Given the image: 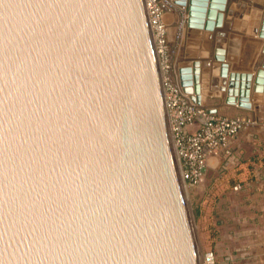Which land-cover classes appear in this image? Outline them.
<instances>
[{
  "label": "water",
  "instance_id": "obj_1",
  "mask_svg": "<svg viewBox=\"0 0 264 264\" xmlns=\"http://www.w3.org/2000/svg\"><path fill=\"white\" fill-rule=\"evenodd\" d=\"M167 123L143 0H0V264H200Z\"/></svg>",
  "mask_w": 264,
  "mask_h": 264
},
{
  "label": "crops",
  "instance_id": "obj_2",
  "mask_svg": "<svg viewBox=\"0 0 264 264\" xmlns=\"http://www.w3.org/2000/svg\"><path fill=\"white\" fill-rule=\"evenodd\" d=\"M241 1L238 3L243 6ZM227 2L207 1L206 18L216 24L211 53H198L196 48L193 52L179 44L181 58H173L169 75L180 90L188 92L195 85L192 63L198 62V94L190 95L193 101L184 94L188 101L213 114L225 115L221 113L225 111L226 116L239 115L246 120L223 152L206 156L203 181L194 188L198 194L195 205L200 220L209 225L210 237L215 241L216 264H264V91L253 92L256 70L264 71L260 69L264 60V10L241 13L231 7V15L226 18ZM253 8L259 10L255 5ZM235 15L237 24L226 32V20ZM216 49L221 51L217 56ZM188 55L193 57L189 65L179 66ZM239 75L251 77L250 109L239 108L235 103ZM261 87L264 89V82Z\"/></svg>",
  "mask_w": 264,
  "mask_h": 264
},
{
  "label": "built area",
  "instance_id": "obj_3",
  "mask_svg": "<svg viewBox=\"0 0 264 264\" xmlns=\"http://www.w3.org/2000/svg\"><path fill=\"white\" fill-rule=\"evenodd\" d=\"M155 52L160 63L163 103L167 114L172 144L181 175L190 187L203 181L206 156L223 152L230 139L246 120L243 116H222L208 112L188 101L169 75L166 26L158 0H143ZM213 252L203 255V264H214Z\"/></svg>",
  "mask_w": 264,
  "mask_h": 264
},
{
  "label": "rangeland",
  "instance_id": "obj_4",
  "mask_svg": "<svg viewBox=\"0 0 264 264\" xmlns=\"http://www.w3.org/2000/svg\"><path fill=\"white\" fill-rule=\"evenodd\" d=\"M161 11H162V17H163V21L164 24L166 26V38H167V48H168V60H169V68L172 67V63H173V58H181V54L178 53L177 50V46L180 44L184 49H195V52L198 53H207L210 54L211 53V49H212V43L214 41V36H211V39H203L202 38V33L197 34L195 32H192L190 30L187 29L186 27V21H187V17H188V7H189V0H158ZM239 0H228L227 4H226V9H225V16L226 18L231 15V7L234 11H238V12H250V13H254V12H261L264 10V1H258V0H242L241 3H243V6L239 5ZM253 5L259 7V10L256 11L253 8ZM243 7V8H242ZM236 16L235 15L232 19L226 20L225 22V26L224 29H227V31H231L232 27H234V25L237 24L236 22ZM214 34V32H213ZM229 34V33H228ZM168 35V36H167ZM228 36H233L231 33ZM170 49L172 50L173 53V57H170ZM194 52V51H193ZM180 55V56H179ZM194 54H192L191 56H193ZM188 55V58L186 59V61L183 62H179L178 65L180 66L181 64L183 65H189V60L192 59L193 57H191ZM158 59V57H157ZM172 59V61H171ZM192 61V60H191ZM176 62V61H175ZM158 66H160L159 63V59H158ZM160 69V67H159ZM170 72V70L168 71ZM171 76V75H170ZM171 78V77H170ZM172 79V78H171ZM207 99L209 101H211V103L214 104L213 99L210 97L209 94L206 95ZM222 116H226V112L222 111L221 112ZM231 117V116H228ZM167 127H168V123H167ZM168 131L169 127H168ZM170 134V133H169ZM172 144V141H171ZM172 148L174 150V146L172 144ZM181 174V173H180ZM182 177V175H181ZM182 180L184 181L183 177ZM184 189H185V193L187 196V200L189 202V205L191 207V211H192V215H193V219H194V229H193V237H194V242H195V247H196V251L198 254V258L200 261V264L202 263V258L203 255L207 252H213L214 257H215V262L214 264H216V253H215V241H213V239L210 237V227H208L209 225H207V223L203 222L200 220V214H197V217L195 218L193 212L195 209H197L196 205H195V200L197 198V192L194 190L193 187H190L187 182L184 183ZM199 213V211H198ZM209 218V217H208ZM208 218L206 220H208ZM201 221V222H200ZM227 248H224V251H226Z\"/></svg>",
  "mask_w": 264,
  "mask_h": 264
},
{
  "label": "bare ground",
  "instance_id": "obj_5",
  "mask_svg": "<svg viewBox=\"0 0 264 264\" xmlns=\"http://www.w3.org/2000/svg\"><path fill=\"white\" fill-rule=\"evenodd\" d=\"M242 8H243V7H242ZM196 30H197V31H200L199 29H196ZM215 30H216V29L214 28L213 30H209V31H210V33L213 35V32H215ZM201 31L204 32V30H202V29H201ZM207 31H208V30H207Z\"/></svg>",
  "mask_w": 264,
  "mask_h": 264
},
{
  "label": "trees",
  "instance_id": "obj_6",
  "mask_svg": "<svg viewBox=\"0 0 264 264\" xmlns=\"http://www.w3.org/2000/svg\"><path fill=\"white\" fill-rule=\"evenodd\" d=\"M193 214H194V216H195V218H196V217H197V214H199V213H198V209H195L194 212H193Z\"/></svg>",
  "mask_w": 264,
  "mask_h": 264
}]
</instances>
